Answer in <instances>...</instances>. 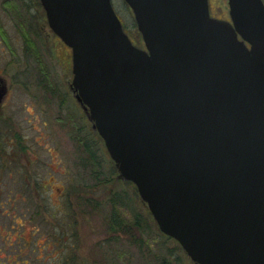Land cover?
<instances>
[{"label": "water", "instance_id": "obj_1", "mask_svg": "<svg viewBox=\"0 0 264 264\" xmlns=\"http://www.w3.org/2000/svg\"><path fill=\"white\" fill-rule=\"evenodd\" d=\"M40 0L71 88L160 232L195 264H264V1ZM0 77V104L7 87Z\"/></svg>", "mask_w": 264, "mask_h": 264}, {"label": "rangeland", "instance_id": "obj_2", "mask_svg": "<svg viewBox=\"0 0 264 264\" xmlns=\"http://www.w3.org/2000/svg\"><path fill=\"white\" fill-rule=\"evenodd\" d=\"M112 3L125 31L144 48L132 9L124 0ZM209 9L211 16L229 20L227 0H209ZM26 37L36 40L41 62L27 54ZM60 47L40 0H0V76L11 92L5 110L0 109V136L13 123L32 143V166L25 169L32 171V178L22 174L20 183L18 177L4 179L8 187L19 183L20 192L16 217L6 213L9 203L0 206V227L14 238L6 223L10 219L16 224L21 216L23 225L16 231L18 244L10 236L0 238V264H195L178 242L160 232L135 184L118 178L104 141L66 83L67 78L71 83L73 71L72 66L68 74L63 70ZM48 68L65 103L53 96V87V92L43 88L49 78L41 69L48 75ZM74 136L88 142L95 165ZM118 196L128 217L136 212L142 216L149 245L139 247L125 235L108 231L106 217ZM2 200L7 201L6 191ZM14 250L21 251L16 262Z\"/></svg>", "mask_w": 264, "mask_h": 264}, {"label": "flooded vegetation", "instance_id": "obj_3", "mask_svg": "<svg viewBox=\"0 0 264 264\" xmlns=\"http://www.w3.org/2000/svg\"><path fill=\"white\" fill-rule=\"evenodd\" d=\"M208 7H209V0H208ZM212 17H214V16H212ZM215 18L225 19V18H219V17H215ZM225 20H227V19H225ZM48 24H49V22H48ZM57 38H59V41L62 45V48L61 47L59 48L60 49L59 50V56H60L61 60L63 61V64H62L63 68H64L63 70H65L66 74H68V71H70L71 66H72V71H73L72 48L70 46H68L60 38L59 35H57ZM132 41H133V39H132ZM32 44L35 48H36V46L38 47V49L40 48L34 38H32ZM63 47H65L67 50L64 51ZM25 49H27V41H25ZM27 54H29V53L27 52ZM47 72H48V76L50 75V77L48 79V81L50 82V86L55 89V91H54L55 94H53V96L54 97L59 96L60 99L62 100V97H63L62 93L63 92L60 88L59 83L56 80H53L55 78H54L50 68L47 69ZM0 77H2V76H0ZM66 81H67L66 83L69 84V88H70L75 100L77 101L76 96H75L76 94L71 88V83H70L69 79L67 78ZM2 84L6 85L7 92H6V95L3 97L2 103L0 104V109L5 110V104L10 99V96H11L10 93L11 92H10L8 84L4 78H3ZM51 92H53V89H51ZM62 102L65 103V101H63V100H62ZM77 103L79 104L78 101H77ZM79 106H80V104H79ZM8 125L9 124H7V127H5L6 129L3 128L4 129L3 133H2L3 136H0V206L2 208H4V204L9 203V209L10 210L6 211V213L9 215L12 214L13 217H16L17 216L16 215L17 214L16 209H15L17 206L16 202L19 201V200H17L19 197L16 194H17V192H20L17 190V189H20V184H19L20 183V177L22 174L23 175L26 174V176H29L32 178V171L27 173L26 172L27 170H25L27 167L30 169V167L32 166V143L28 142V141H30L29 136H27L26 134H23L20 127H18L16 124H15L16 126H14L13 123H12V126H8ZM27 160H28V162H27ZM26 162H27V164H26ZM15 177H18V179H19V183H17V185H13V187H8L7 185H5V180H4L5 178H12V179L16 180ZM15 180H14V182H15ZM18 186H19V188H18ZM5 191L7 193V201L2 200V194ZM14 215H16V216H14ZM6 224L7 225L9 224L11 229H13V233H15V237L12 238V236H11L12 234H10L9 230H7V232H5L4 228L0 227V238H1V240H4L5 237L10 236L11 239L13 240V242L17 241L16 243L18 244L21 236L18 235L16 233V231L18 230V227L23 225L22 221H21V216L17 217L16 224H14L10 219ZM0 225H1V222H0ZM20 253H21V251L18 252L17 250H14V252L12 254V257L14 258L13 259L14 262H16V259L20 257ZM16 264H18V262Z\"/></svg>", "mask_w": 264, "mask_h": 264}, {"label": "trees", "instance_id": "obj_4", "mask_svg": "<svg viewBox=\"0 0 264 264\" xmlns=\"http://www.w3.org/2000/svg\"><path fill=\"white\" fill-rule=\"evenodd\" d=\"M26 41H27V52L29 54H32L33 57H36L38 62H41L39 51L38 49L36 50V48L32 44V38L30 39V37H26ZM41 73L42 75L44 73L43 75L44 77L48 76L47 74H45L44 69H41ZM43 88L48 92H51V89H53L51 88L48 79L47 80L44 79ZM73 138L79 145H82V143L84 142V141L82 142L81 139L78 138L77 136L76 137L74 136ZM85 143L86 144L83 143L84 148L86 152L89 154L91 161L95 165L94 162L95 157L93 155L91 147L87 144L88 142ZM119 200H120L119 196L113 199L112 213L109 215V217H106V225L108 231L116 235L119 234L125 235L127 238H129L130 241H132L134 244H137L139 247H142L144 244L149 245V241H148L149 238L146 236H145L146 238L144 237L145 235L144 233L146 232V226H145L146 224L142 216L136 212L135 214H133V216L128 217L124 213L125 211L124 204L120 203ZM163 262L165 261L160 260L159 264H164Z\"/></svg>", "mask_w": 264, "mask_h": 264}]
</instances>
